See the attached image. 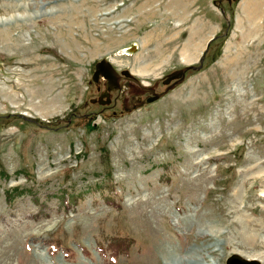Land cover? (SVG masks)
Listing matches in <instances>:
<instances>
[{
    "label": "rangeland",
    "instance_id": "obj_1",
    "mask_svg": "<svg viewBox=\"0 0 264 264\" xmlns=\"http://www.w3.org/2000/svg\"><path fill=\"white\" fill-rule=\"evenodd\" d=\"M203 55L152 103L92 80ZM232 255L264 264V0H0V264Z\"/></svg>",
    "mask_w": 264,
    "mask_h": 264
},
{
    "label": "water",
    "instance_id": "obj_2",
    "mask_svg": "<svg viewBox=\"0 0 264 264\" xmlns=\"http://www.w3.org/2000/svg\"><path fill=\"white\" fill-rule=\"evenodd\" d=\"M214 41V38H212L208 44H207V49L210 46L211 42ZM206 49V51H207ZM136 50L135 47H132L130 51ZM206 53V52H205ZM205 55V54H204ZM204 55L200 59V65L199 66H188L185 67L182 70L176 71L172 74H170L167 79L164 81V84H168L170 81L175 80V82L167 87V89L160 94H154V89L152 88H147L145 86H140L141 90L145 93H152L154 94L151 98L147 100L148 103H152L154 101L159 100L161 97H163L165 94H167L170 90H172L176 85L180 84L183 82L185 75L189 71H199L202 68V63L204 61ZM123 75H130L128 71L124 72ZM102 77L104 80L108 81L109 84H118L115 85V89L120 88V81L122 78L119 76V74L114 70L112 65L109 63L107 60H102L98 62L95 65V72L93 73L92 80L93 82H97L99 77ZM226 264H260L257 260H247L244 258H241L238 255H232L226 260Z\"/></svg>",
    "mask_w": 264,
    "mask_h": 264
},
{
    "label": "flooded vegetation",
    "instance_id": "obj_3",
    "mask_svg": "<svg viewBox=\"0 0 264 264\" xmlns=\"http://www.w3.org/2000/svg\"><path fill=\"white\" fill-rule=\"evenodd\" d=\"M124 72H126V70H123L120 73H118L119 76L122 78V80L119 83L120 84L119 85L120 86L119 89H115L114 88V86L115 85H118V84H109L108 81L104 80L101 76L98 78V81L97 82H93V83H95L97 85H100V84L102 85V90L103 91H101V95L103 96V98H102L103 100H101V101L106 102L107 103L106 105H109L110 104L111 98H109V95L112 92H115L116 93L115 97L113 98V103L110 104V106H112V107H116L117 106V102L120 99H125L126 100V98H127V101L128 102L131 101V97L134 95V92H135V89L136 88L140 89V91L142 92V90H141V88L139 86V83L135 79H133L131 77V75H126V76L123 75ZM171 82L174 83L175 80H172L169 83H171ZM124 88L127 89V91H129V93L126 94V95L123 94V96H122L121 93H122V91H123ZM104 89H105V91H104ZM152 89L155 90V88H152ZM144 94L145 95H148V97H147V100H148L154 94H157V93L154 91V94H152V93H145V92H144ZM133 103H136V102L134 101Z\"/></svg>",
    "mask_w": 264,
    "mask_h": 264
},
{
    "label": "bare ground",
    "instance_id": "obj_4",
    "mask_svg": "<svg viewBox=\"0 0 264 264\" xmlns=\"http://www.w3.org/2000/svg\"><path fill=\"white\" fill-rule=\"evenodd\" d=\"M131 50V49H130ZM130 54H132V51L130 52ZM9 249L13 250V246H9ZM5 260H11V256L6 258ZM168 264H186V260L184 257H176V256H169V258L167 259ZM6 264H10V263H6ZM19 264V263H18ZM197 264H215L214 259H210V260H205L199 263V261H197Z\"/></svg>",
    "mask_w": 264,
    "mask_h": 264
}]
</instances>
